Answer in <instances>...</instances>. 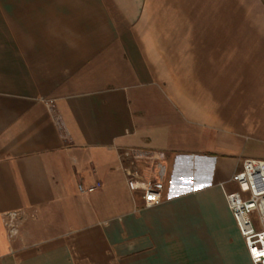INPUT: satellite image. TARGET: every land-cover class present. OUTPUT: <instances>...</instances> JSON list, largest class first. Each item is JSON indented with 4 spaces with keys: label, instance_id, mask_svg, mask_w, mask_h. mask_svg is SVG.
<instances>
[{
    "label": "crops",
    "instance_id": "obj_1",
    "mask_svg": "<svg viewBox=\"0 0 264 264\" xmlns=\"http://www.w3.org/2000/svg\"><path fill=\"white\" fill-rule=\"evenodd\" d=\"M127 148L164 155L159 204ZM246 158L264 0H0V264H252L225 199Z\"/></svg>",
    "mask_w": 264,
    "mask_h": 264
},
{
    "label": "built area",
    "instance_id": "obj_2",
    "mask_svg": "<svg viewBox=\"0 0 264 264\" xmlns=\"http://www.w3.org/2000/svg\"><path fill=\"white\" fill-rule=\"evenodd\" d=\"M122 169L130 191L138 193L145 207L162 201L165 157L146 149L127 148L121 151ZM235 190L225 192V199L252 264H264V160L246 158L230 176ZM95 182L79 191L97 189ZM24 219L18 210L3 213L7 237L13 239Z\"/></svg>",
    "mask_w": 264,
    "mask_h": 264
},
{
    "label": "rangeland",
    "instance_id": "obj_3",
    "mask_svg": "<svg viewBox=\"0 0 264 264\" xmlns=\"http://www.w3.org/2000/svg\"><path fill=\"white\" fill-rule=\"evenodd\" d=\"M226 188H227L228 191H229V190H235V189H236V185L233 184V183H232V184L230 183L229 185H227Z\"/></svg>",
    "mask_w": 264,
    "mask_h": 264
}]
</instances>
